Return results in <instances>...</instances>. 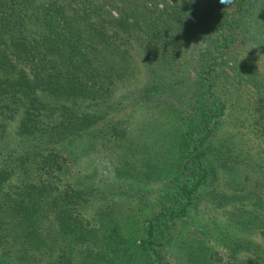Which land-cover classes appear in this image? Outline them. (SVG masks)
Wrapping results in <instances>:
<instances>
[{
  "label": "trees",
  "instance_id": "16d2710c",
  "mask_svg": "<svg viewBox=\"0 0 264 264\" xmlns=\"http://www.w3.org/2000/svg\"><path fill=\"white\" fill-rule=\"evenodd\" d=\"M189 11L195 22L185 19ZM210 22L223 39L239 30L248 35L259 66L249 56L233 64L234 77L257 94L244 103L264 107V0L230 6L219 0H0V264H174L163 249L198 197L213 207L234 201L235 223L217 236L226 253L198 241L181 252L183 262L264 264V182L246 186L247 153L223 125L216 49L209 44L194 77L180 61L189 36ZM139 58L153 62L146 66L151 72L127 87ZM117 84L126 89L115 95ZM156 95L179 102L174 111L181 127L170 142L178 165L156 190L159 200L143 217L141 233L128 237L121 218L98 203L108 189L81 170L73 140L122 101L131 102L132 112L93 133L94 144L96 136L102 144L112 139L124 156L140 137L134 128L152 112L142 102ZM232 98L242 99L236 88L228 95L235 108ZM160 151L151 149L155 158ZM243 197L251 210L241 205ZM242 224L255 234L237 233L246 229Z\"/></svg>",
  "mask_w": 264,
  "mask_h": 264
},
{
  "label": "rangeland",
  "instance_id": "374dc122",
  "mask_svg": "<svg viewBox=\"0 0 264 264\" xmlns=\"http://www.w3.org/2000/svg\"><path fill=\"white\" fill-rule=\"evenodd\" d=\"M191 17L189 20L195 22V15L191 13ZM209 25V28L207 26L204 29L205 32L199 29L195 30L189 36L188 45L182 49L178 48L180 49V61L187 65L186 74L194 77L198 70L205 66L202 61L210 55L206 52L209 44H212L216 49L213 58L216 63L215 88L226 99V115L223 125L228 131L235 133L233 135L234 142H239L238 147H242L247 153V165L242 167V170H248L251 176L250 182L246 186H249L256 178L264 182V177H260L261 174H264V107L255 103L252 108L244 103L243 97L258 100L257 94L238 83L233 71V64L243 63L252 55L259 66L260 54L254 51L253 45L247 44L249 42L246 43L248 35L242 34L240 30L235 37L223 39L219 34V28H215L212 22ZM139 29L142 28L138 27V32H140ZM215 36L218 38L217 40L213 39ZM132 42L133 44L135 42L132 48L135 50L138 44L134 37ZM142 63L143 61L139 58L136 62L137 65L133 64V68L134 66L135 68L127 79L129 81L127 87L138 84L143 78H146L147 73L151 72L146 66L152 65L153 62H146V65ZM235 88L241 94L242 99L233 100L232 98V104L235 107L233 108L229 107L228 95ZM125 89L126 87L122 84H117L114 94L117 95ZM155 98L142 102L148 106L147 109H152V112L147 115L146 123H138L134 128V133H140V137L134 139L133 150L129 148V151H126L128 153H125L124 156H121L120 153L117 154V148L113 145L112 139L110 144H102L103 137L96 136L94 137L95 141L99 142L94 144L93 133L97 130L103 132L108 128L109 123L132 112L134 105L132 106L131 102L122 101V105H117L116 109L111 110L90 127L85 128L81 132L82 134L80 133L73 140L76 145V155L82 156L83 159L81 170L92 173L95 183L100 188L108 189L106 197L101 198L98 203L105 208V212L109 211L121 218V233L125 236L135 234L138 237L141 233L143 217L151 214L159 200L156 190L162 186L163 182L167 181L166 179L171 177L170 173L178 165L174 146L170 142L176 129L179 130L181 127V122L174 111L178 108L179 102H169L160 95H156ZM180 102L184 103V99L182 98ZM240 114H244L245 119L238 121L237 117ZM233 115L236 118H233ZM260 120L263 121L262 127ZM152 121H155L156 124H148ZM152 142L153 146L157 148L160 146L161 149L156 158L151 153L153 146L150 144ZM149 154L152 155L151 158ZM146 172L152 173L145 175ZM228 189L236 191V194H241L243 191L242 189L235 190L230 185ZM243 198L241 205L247 208L246 210H251L249 199ZM234 203V201H229L223 207H213L209 199L198 197L196 205L187 211L183 220L178 221L179 226L173 231L172 240L163 249L165 257L174 264H189L186 261L183 262L181 257V252L188 250V246L201 241L204 244H211L213 248H218L217 236L221 232L220 230L225 225H228V228L234 226L235 221L231 215ZM242 225L246 228L245 224ZM247 230L249 229L246 228L237 233L246 236L255 234L253 231ZM136 241L139 242V239ZM218 249L226 253L223 246Z\"/></svg>",
  "mask_w": 264,
  "mask_h": 264
},
{
  "label": "clouds",
  "instance_id": "9594fccd",
  "mask_svg": "<svg viewBox=\"0 0 264 264\" xmlns=\"http://www.w3.org/2000/svg\"><path fill=\"white\" fill-rule=\"evenodd\" d=\"M190 2L194 3V0H190ZM233 0H219V3L225 6H230L232 4ZM191 11L187 12V15L185 16V19H191Z\"/></svg>",
  "mask_w": 264,
  "mask_h": 264
}]
</instances>
